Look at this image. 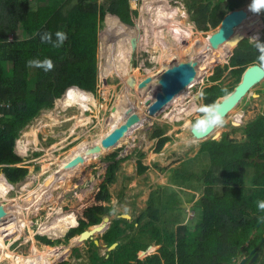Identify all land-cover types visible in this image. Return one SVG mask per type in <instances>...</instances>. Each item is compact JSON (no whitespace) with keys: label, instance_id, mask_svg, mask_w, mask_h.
<instances>
[{"label":"trees","instance_id":"1","mask_svg":"<svg viewBox=\"0 0 264 264\" xmlns=\"http://www.w3.org/2000/svg\"><path fill=\"white\" fill-rule=\"evenodd\" d=\"M168 1L142 0L139 9L148 11ZM246 1L183 0L191 20L198 29L204 31L215 27L228 11L243 6ZM106 12L109 13L105 16V22L110 18L118 21L110 22L113 32L109 36V43L115 42L122 46L124 61L127 63L131 43L123 29L126 27L121 23L131 27V21L138 14L136 9H129L128 0H103L101 3L96 0H0V101L9 103L7 108H0V171L3 173L0 174V185L5 183L11 186V183L22 180L28 174V167L20 164L23 157L15 151V141L33 118L42 110L53 107L56 98L61 95L56 103L63 107L76 104L85 110L89 103L96 105L90 91L95 92L97 87V31ZM150 22L152 25V19ZM250 24H255V21ZM57 30L65 31L68 35L61 48L54 49L41 43L40 33L50 31L54 34ZM173 31L183 38L179 30ZM10 33H17V36L10 39ZM243 36L245 35L241 37ZM260 39L264 41V29ZM185 48L182 41L178 49ZM258 55L247 38L239 41L232 49L229 64L225 67L217 66L208 77L210 81H216L226 68H230L228 73L232 77L231 84L223 86L220 83H212L204 87V105L214 103L218 97L232 91L246 66L258 62ZM44 58H50L54 63L53 70L47 73L42 69L30 68L26 64L30 59ZM192 107L194 105L181 106V114L187 113ZM250 126L255 129L263 128L252 140L254 146L249 151L252 155L264 145V116H257L244 126L243 130L249 137ZM151 138L156 139L155 152H159L170 140V136L165 134V127L162 126L153 129ZM17 145L24 149L19 140ZM233 148L229 132H223L219 140L207 138L201 141L193 156L182 159L177 165L169 168L168 184H160L149 192L147 204L137 216L127 219L119 216L121 213H116L111 219L109 227L99 239L106 246L113 242L117 244L100 254L99 246L90 239L87 260L81 264H229L231 257L236 253L234 245L239 237L241 242L244 241L248 236L249 227L254 226L256 222V219L250 224L248 221L242 222L244 217L241 214L246 209L263 212L258 210L257 201L264 197V187L243 186L244 174L241 170V167L255 166L259 171L264 164L257 163L255 159H241V150L244 149L242 147L236 150L237 166L234 169ZM138 153L136 166L137 173L141 174L148 166L142 162L143 153ZM105 158L108 165L104 179L92 203L75 213L76 216L73 212L56 211L52 221L42 223L47 226L40 230L39 234L54 239L62 237L71 227L66 238L72 237V241H75L76 234L102 220L99 214L110 215L115 211L114 206L110 204L109 187L116 181L119 159H116V152L108 154ZM197 160L201 161V170L191 167ZM155 166L159 170H167L158 164ZM258 171L254 179H264V175H259ZM255 182L253 181V184ZM195 184H198L200 195L205 198L196 203L204 217L197 219L199 224L195 229H188L182 224L183 208L178 206L181 201L177 202L176 198L181 190L188 193L187 199L191 200L195 195ZM170 185H176L178 190ZM81 188L80 186V189L76 190L74 198H79L83 191ZM8 213L13 214V211ZM5 214L1 213L0 217ZM27 223L28 219L23 216L21 224ZM243 231L245 234L241 235ZM35 237L45 244L52 242L45 236L36 234ZM3 243L7 248L6 237H3ZM51 244L47 246L51 249L52 264H57L67 254L68 245ZM149 245L151 246L148 247ZM153 245H158L154 252L139 256L147 247V251L155 249ZM2 257L4 253H0V259Z\"/></svg>","mask_w":264,"mask_h":264},{"label":"rangeland","instance_id":"2","mask_svg":"<svg viewBox=\"0 0 264 264\" xmlns=\"http://www.w3.org/2000/svg\"><path fill=\"white\" fill-rule=\"evenodd\" d=\"M96 1L98 3L103 2V0ZM169 2L170 5L180 7L185 11L186 19L182 21L184 24H192L194 35L190 36L186 28H171L170 31H167V28H165L162 32V39H165V44H168L171 51L167 52L166 57L162 59L165 53H163L162 48L157 45L154 46L155 38L153 37L152 29L149 27L151 26L152 13L148 11L161 8L164 4H158L154 8L148 9V11H142L139 9L142 0H128L129 9H136L138 14L131 21V27L134 32L125 33L131 41V47L129 59L127 63L123 62L125 66L123 67L119 62L120 56L116 50L117 47L109 43V36L113 32L110 22L114 19L110 18L105 22V16L109 13L106 12L97 31V87L95 92L90 91V94L96 100V105L89 103L88 108L85 110H81L76 104L63 107L56 103L60 95L55 99L52 108L42 110L21 130L20 136L17 139L20 141V146L24 145V149L22 150L18 147V140L15 142V149L23 157L22 164L28 167V174L22 180L11 183L10 188L5 183L0 185V189H8L6 192H0V204H5L2 207L6 211L4 213L13 211L11 222H0V234H5L7 244L6 248L3 243L4 236H0V253H4V257L0 259V264H26L29 255H31L32 244H35L41 251L44 245L47 246L51 243V245L58 243L56 246L68 245L67 254L57 264L64 262L81 264V262L87 260V249L90 247V239L72 241V237L66 238L69 228L62 237L54 239L38 232L47 226L46 224H42L44 221L50 222L54 219L56 211L78 213L92 203L94 195L104 179L105 170L108 165L105 157L108 154L116 152V159H119L116 181L109 187L111 193L110 204L114 206L116 213H127L132 218L145 208L149 192L152 189L160 184H168L167 176L169 168L177 165L182 159L193 156L197 152L203 140L192 139L189 127L195 122L196 117L200 115L196 112V108L204 105V103L203 100H194L193 97L199 90L212 83H220L223 86L231 84L232 77L228 73L230 68H226L220 79L216 81H210L208 78L217 66L225 67V65L229 64V56L222 61L221 57L218 56L214 60V64L209 65L208 62H205V57L200 54L197 55L199 62L197 64V73L199 76L196 73L195 83H191L176 94L163 109L153 115H149L143 104V100L148 96V93L145 95L148 86L138 87V82L146 76H149L151 80L152 77L154 78L160 74L163 71L161 67L164 63L172 59V57H167V55L171 54L174 55V58H182V52L178 50L180 41L177 42L172 36V34L178 33L173 30H179L183 35L184 47L187 46L188 42L193 44L198 42L194 48L195 50L204 46L202 34L218 28L216 25L206 31L198 29L195 22L191 20L190 13L187 11L183 0H169L167 3ZM249 2L250 0H247L241 7L247 10L246 7ZM248 13L251 18L246 24L237 27L234 37L242 36L247 30L250 31L246 36H243V39L256 33H259L260 36L263 34L264 14L259 15L261 17V20H259L257 15H253L249 11ZM178 18L180 19V17ZM251 21H255V24H251V29H249L247 26ZM149 33L152 34V37H150ZM15 35L17 36V33ZM144 37L145 44L142 46V39ZM233 48L232 46L231 49ZM151 86H153V83ZM263 88L264 80L230 111L225 118L228 123L222 129H215L214 133L217 131L220 134L225 131L231 132L234 120L236 118L239 120L240 114L245 113L246 115L240 122L243 123L245 118L252 114V111H249L251 110V105H254L255 102H262L256 99L255 93L260 92L262 94ZM103 91L106 92L104 97H102ZM176 99L178 101L175 102V106L174 104L169 106ZM121 102L126 103V109L122 111L119 109ZM188 105H194L193 109L187 113L179 114L178 117H171L178 107ZM257 111L263 113L264 109L262 106H259ZM133 113L137 114L140 118L136 119L126 131L122 132L113 144L104 146L100 143L101 139L114 128L121 127L123 129L126 120ZM82 117H88V120L80 121L79 119ZM156 126L165 127V134L170 136V140L164 144L159 152L154 151L156 139L151 138V132ZM237 129L238 131L235 135H239V127ZM138 152L143 153L142 162L148 166L146 171L141 174L137 173L136 166ZM74 160L77 161L71 166L73 168H65V172L59 175L54 182L55 186H44L42 184L48 179L55 178L54 172L64 167L62 166L64 163H70ZM155 164L166 167L167 170H159ZM199 166H201V161L199 162V160L194 165H191L194 169H199ZM0 174L3 173L0 171ZM67 181L71 182L65 190L62 187H64L63 185ZM80 186L83 191L79 198H74L75 192L80 189ZM170 186L178 190L175 187L176 185ZM193 189L194 191L190 189L189 191H193L194 196L199 197L201 190H198V184H195ZM32 192H36L38 196L34 200L36 204L42 202V197L47 200L50 193H52L54 200H58V202H43L39 205L36 212L29 211L28 209L23 210V201ZM46 192L47 196H42ZM178 195L176 200L177 202L181 201L178 206L183 208L181 213L183 220L187 215L195 211H192L193 208L189 210L187 206L188 193L179 190ZM181 204L186 205L181 206ZM29 206L31 207L32 205ZM196 213L199 214L200 209L197 208ZM196 213L195 215L197 216ZM115 215H113V212L108 215L110 221ZM23 216L28 219V223L27 225L23 224L22 231L16 230L15 228H17L19 223L16 217L22 223ZM193 219V221H197L198 217ZM175 227L177 226L175 225ZM36 234L45 236L52 242L49 244L42 243L36 239ZM101 234H95L94 238L98 239V251L100 254H103L106 251V244L99 239ZM18 236L20 238L10 246L9 244L14 240L13 238H18ZM154 248L151 251L148 250L146 253L140 252L139 256L154 252L157 246H154ZM36 264L45 263L40 261Z\"/></svg>","mask_w":264,"mask_h":264},{"label":"water","instance_id":"3","mask_svg":"<svg viewBox=\"0 0 264 264\" xmlns=\"http://www.w3.org/2000/svg\"><path fill=\"white\" fill-rule=\"evenodd\" d=\"M245 18H247V11L244 7H239L228 11L222 19L218 22V29L214 30L208 37L209 43L213 47H218L223 39H229L234 34L235 27L238 26ZM261 20V17L258 16ZM250 30L244 32L246 36ZM243 39V37H242ZM240 39L239 41H241ZM239 43V42H238ZM237 43V44H238ZM236 44V45H237ZM232 54V49L226 50L224 58ZM196 56H186L181 59L172 58L167 62V67L158 76V87L150 86L147 90L148 96L143 100V104L149 115L157 113L163 109L176 94L182 91L185 87L191 84V80H195L196 77ZM264 80V68H261L258 62H253L246 66L240 80L235 84L232 91L224 96L218 97L215 101L220 105L219 110L224 114L225 118L234 109L239 102L248 94L252 89L259 85ZM150 82V77L146 76L138 82V87H145ZM189 83V84H188ZM233 124H237L233 122ZM215 130V129H214ZM214 130L210 131L205 136H200L194 133L191 126L189 127L190 137L194 140H206L214 136ZM122 133V128H114L108 135L106 134L100 141L104 146L113 144L115 140ZM90 149V148H89ZM74 163H72L73 165ZM71 165V166H72ZM185 204H181L184 206ZM5 204H0V212H6L4 208ZM102 220L89 228L82 230L78 236L80 241L93 239L95 244H99L98 239L94 238V232L103 233L110 223L108 215H101ZM119 216L130 219L131 216L127 213H121ZM13 214L6 213L4 217H0V222H11ZM117 242H113L111 245L106 246L107 250L112 249ZM149 245L148 247H150ZM147 247V248H148ZM146 250L142 253H146ZM243 260L237 264H242Z\"/></svg>","mask_w":264,"mask_h":264},{"label":"bare ground","instance_id":"4","mask_svg":"<svg viewBox=\"0 0 264 264\" xmlns=\"http://www.w3.org/2000/svg\"><path fill=\"white\" fill-rule=\"evenodd\" d=\"M250 3V2H249ZM163 5V4H162ZM248 5V4H247ZM247 8V7H246ZM247 11V10H246ZM146 12V11H145ZM148 12H151L152 13V15H154V16H152L151 15V19H152V21H153V24L151 25V26H149L151 29H152V34H153V37L155 38V41H154V46H158V47H160V48H162L163 49V53H165V55L164 56H162V59L164 58V57H166V54H167V52H169V51H171V49L169 48V46H168V44H165L166 42L162 39L163 37H162V32L164 31V29L165 28H167V31L169 30L170 31V29L171 28H186L187 30H188V32L190 33V36H192V35H194L195 33H194V30H192L193 28V26H192V24H184V22L182 21V20H185L186 19V13H185V11L184 10H182L180 7H177V6H172V5H170V2L169 3H167V4H164V6H162L161 8H156V9H153V10H149ZM179 14V15H178ZM178 15V16H177ZM178 17H180V19L178 18ZM251 18V16L249 15V13H248V11H247V18H245L238 26H236L235 27V30H234V34L236 33V30H237V27H239V26H241V25H243V24H246L248 21H249V19ZM114 22H117L118 23V21H116V20H113ZM159 22V23H158ZM119 23H121V22H119ZM123 26H125L126 27V29H129V30H132L133 28L132 27H129V26H127L126 24H124V23H121ZM248 25V24H247ZM121 27V26H120ZM218 27V26H217ZM121 28H123V27H121ZM247 28H249V29H251V24H249L248 26H247ZM124 30H125V32L127 33V34H129V33H133L134 31H128V30H126L125 28H123ZM216 29H218V28H215L214 30H216ZM196 30V29H195ZM214 30H212V31H208V32H206V33H204V34H200L201 35V37H202V40L204 41V46H201L200 48H196L195 50H194V48H195V46L197 45V43L198 42H196L195 44H193V43H187V46H186V48L185 49H183V50H180V49H178L180 52H182V58L183 57H188V56H196V58H197V55H202L203 57H205L204 58V60H205V62L207 63L208 62V64L209 65H212V64H214V60L216 59V58H218V56L219 57H221V60H224V53L226 52V50H230L231 48H232V44L230 43V42H228V41H224V42H222L218 47H213L210 43H209V40H208V37H209V35L214 31ZM164 34V33H163ZM169 34V33H168ZM164 36V35H163ZM172 36H173V38L174 39H176V37L178 36L179 37V41H180V43H179V45H178V47L180 46V44L182 43V41H183V39H182V36H180V35H178V34H172ZM234 37V35L231 37V38H229V39H226V40H231L232 38ZM128 39H129V37H128ZM145 37L142 39V46L145 44ZM177 40V39H176ZM130 43H131V41H130ZM111 44L112 45H115V47H117L116 48V50H117V52H118V54H119V56H120V58H119V62H120V65L121 66H123V67H125L124 66V58H125V55H124V51H123V48H122V46L120 45V44H118V43H115V42H111ZM200 44H202L201 42H200ZM212 48H213V50H212ZM166 51V52H165ZM193 51V52H192ZM192 53V54H191ZM167 57H172V58H174V55H171V54H169V55H167ZM179 57V56H178ZM178 59V58H177ZM199 62H198V58H197V64H198ZM196 64V73H197V65ZM202 65V64H201ZM122 67V68H123ZM167 67V63H164V65L161 67V69L162 70H164L165 68ZM202 67V66H201ZM203 69V68H202ZM200 72V71H199ZM198 74V73H197ZM201 74V73H200ZM158 76H159V74L158 75H156L154 78L152 77L151 78V80H150V84H147V86L148 87H150L151 85H152V83H153V86H156V87H158L159 85H158ZM197 76H199V74L197 75ZM127 77V76H126ZM196 78V77H195ZM201 78H202V76H201ZM148 87H147V89H146V93H145V95L148 93L147 92V90H148ZM178 101V99H176V101H172V103L169 105V106H171V105H173L174 104V106H175V102H177ZM179 105V104H178ZM168 106V107H169ZM167 107V108H168ZM119 109H120V111H122V110H125L126 109V103L125 102H121L120 103V106H119ZM81 110H83V109H81ZM179 114H181V106L180 107H178L177 108V111L174 113V114H172V116L171 117H178L179 116ZM88 117H82L81 119H79L80 121H83V120H85V119H87ZM138 118H140L139 116H137V114H135V113H133L131 116H129L128 117V119L126 120V124H125V126L123 127V129H122V132H124V131H126L129 127H130V125L136 120V119H138ZM88 120V119H87ZM84 123V122H83ZM216 134V133H215ZM76 161L77 160H74V161H72V162H70V163H64V165H62V166H64V167H62L60 170L58 169L57 171H55L54 173H55V178H51V179H48L47 181H45V182H43L42 184H44V186H55V184H54V182L56 181V179L59 177V175H61L63 172H65V168H73V167H71V165H72V163H76ZM71 181H67V182H65L64 183V187H62L63 189H67L68 188V186H69V183H70ZM50 189V188H49ZM49 191V190H48ZM42 196H47V192L45 193V194H43ZM38 196H37V194H36V192H32V193H30L27 197H26V199H25V201H23V210H29V211H32V212H36L37 211V209H38V207H39V205L41 204V203H43V202H47V203H49L50 201L51 202H58V200H54V197H53V195H52V193H50V194H48V199L47 200H45V198H43L42 197V202H40V203H38V204H36V203H34V200L37 198ZM59 199V198H58ZM60 200V199H59ZM33 201V202H32ZM28 205H32L31 207L29 206L28 207ZM52 205V204H51ZM16 220H18L19 221V223H18V225H17V229L16 230H21L22 229V227H23V225L20 223V220H19V218L17 219V217H16ZM90 227V226H89ZM89 227H87V228H89ZM87 228H85V229H87ZM70 229V228H69ZM84 229V230H85ZM97 233H99V232H97ZM97 233H95L94 232V235L95 234H97ZM80 234V233H79ZM79 234L78 235H76L77 237H76V239H75V241H80L79 239H78V236H79ZM30 239H31V236H30ZM0 240H1V237H0ZM66 251H68V246H67V248H66ZM50 252H51V249L48 247V246H46V245H44L43 246V249L40 251L37 247H36V245L35 244H32L31 245V255H29V257H28V262L26 263V264H36V263H38V262H40V261H43L45 264H52L53 263V259H52V257H51V255H50ZM21 258V257H20Z\"/></svg>","mask_w":264,"mask_h":264},{"label":"flooded vegetation","instance_id":"5","mask_svg":"<svg viewBox=\"0 0 264 264\" xmlns=\"http://www.w3.org/2000/svg\"><path fill=\"white\" fill-rule=\"evenodd\" d=\"M151 31V30H150ZM150 37H152V34L149 33ZM256 99L261 100L262 102H255L254 105H251L252 114H250L249 117L245 118V121L243 123H240L242 121V118L246 115L240 114L239 120H234V122L239 121L237 124L232 123V130L229 132V138L231 139L232 145L234 146V161L233 166L234 169H236L237 166V152L236 150L239 148L241 149L244 147L243 150H241V159L251 161L252 159H255V161L259 164H264V145L261 147V150L257 151L254 154H250L249 151L254 146L252 140L262 129H255L254 126H250V137L247 135V133L244 132L243 128L244 126H247L249 122L253 121L257 116L263 115L264 111L258 112L257 109L259 106H262L264 109V93L257 92ZM252 97V96H251ZM237 127H239V135H235V133L238 131ZM227 132V131H225ZM223 133V132H222ZM222 133L220 134V138L222 136ZM249 137V138H248ZM219 138V139H220ZM256 147H259L258 144H255ZM250 154V155H249ZM258 155H262V157H258ZM240 168V167H238ZM244 174V184L245 187H264V179H254L255 174H257V168L255 166H246L241 167ZM258 174L264 175V166L259 168ZM257 177V176H256ZM253 179V180H251ZM253 181H256L255 184H253ZM245 197V196H243ZM201 199H205L202 195L199 197H193L191 200H187L189 210L191 208L193 212L190 215H187L186 218L183 219L182 224H184L188 229H195V227L199 224H197V221H193L195 217H198V219L203 218L204 215L202 213L197 214L196 209L198 208L196 203L198 201H201ZM236 199V197H235ZM262 200H264V197H262ZM186 205V204H185ZM197 214V216L195 215ZM242 217H244L241 221L246 222L248 221L249 224L252 222L253 219H256L255 225L252 227H249L248 236L247 238L241 242V239L239 237L237 244L234 246L236 247V253L231 257L229 264H237L240 261L243 260L242 264H264V219H258V217H264V211L263 212H255L251 211L249 209H246V211L241 214ZM197 220V219H196ZM193 221V222H192ZM78 224V223H77ZM23 228V227H22ZM17 229V228H15ZM22 230V229H21ZM20 231V230H19ZM10 233V232H9ZM245 234V231L241 233ZM5 237V236H4ZM18 238H13L14 240L11 241L10 246L14 243V241L18 240ZM103 242V241H102ZM104 243V242H103ZM9 246V247H10ZM157 246L158 245H153ZM72 253V251H71ZM71 262V261H70ZM60 264H69L68 262L60 263Z\"/></svg>","mask_w":264,"mask_h":264},{"label":"clouds","instance_id":"6","mask_svg":"<svg viewBox=\"0 0 264 264\" xmlns=\"http://www.w3.org/2000/svg\"><path fill=\"white\" fill-rule=\"evenodd\" d=\"M247 10L253 15L264 14V0H250V3L247 5ZM40 41L43 44H48L54 49L61 48L65 41L68 39V35L65 31L57 30L53 34L50 31H45L39 34ZM177 42H179V37H176ZM242 39L241 36H235L231 40L223 39L222 42L228 41L232 44L233 47ZM249 44H251L259 53L257 60L261 68H264V41L260 39L259 33H256L247 38ZM27 66L30 68L42 69L45 73L53 70L54 63L50 58L40 59H30L26 62ZM191 83L194 84L195 81L191 80ZM189 84V83H188ZM206 98V93L203 89L199 90L196 95L193 97L194 100H203ZM220 105L216 102L200 105L196 108V112L199 113L195 119V122L191 124V128L194 133L199 134L200 136L207 135L210 131L214 129H222L228 121L225 119L224 114L219 110ZM235 123H239L236 121ZM220 132L217 131L216 134L212 137L213 140H219ZM11 186H9L10 188ZM8 189H0V192H6ZM257 208L260 211H264V200L257 201ZM127 211V210H125ZM116 212L113 211V215ZM258 219H264V217H258Z\"/></svg>","mask_w":264,"mask_h":264},{"label":"built area","instance_id":"7","mask_svg":"<svg viewBox=\"0 0 264 264\" xmlns=\"http://www.w3.org/2000/svg\"><path fill=\"white\" fill-rule=\"evenodd\" d=\"M264 28V26L262 27V29ZM13 36H14V34L13 33H10L9 34V38L11 39V38H13ZM105 94H106V92L105 91H103L102 92V97H104L105 96ZM240 103V102H239ZM9 106V103L8 102H6V101H0V108H7ZM18 139H16V141H17ZM15 141V142H16ZM15 147H16V145H15ZM15 151H16V149H15ZM17 152V151H16ZM20 164H22V162L20 163ZM75 214V213H74ZM75 216H76V214H75ZM10 245V244H9Z\"/></svg>","mask_w":264,"mask_h":264},{"label":"crops","instance_id":"8","mask_svg":"<svg viewBox=\"0 0 264 264\" xmlns=\"http://www.w3.org/2000/svg\"><path fill=\"white\" fill-rule=\"evenodd\" d=\"M263 26H264V24H263ZM260 29V28H259ZM264 29V28H263ZM261 37V36H260ZM263 93H264V88H263V91H262ZM260 101V100H259ZM23 225V224H22Z\"/></svg>","mask_w":264,"mask_h":264}]
</instances>
